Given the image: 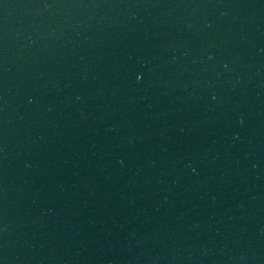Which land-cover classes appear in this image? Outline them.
I'll return each mask as SVG.
<instances>
[{"label":"water","instance_id":"water-1","mask_svg":"<svg viewBox=\"0 0 264 264\" xmlns=\"http://www.w3.org/2000/svg\"><path fill=\"white\" fill-rule=\"evenodd\" d=\"M0 264H264V0H0Z\"/></svg>","mask_w":264,"mask_h":264}]
</instances>
